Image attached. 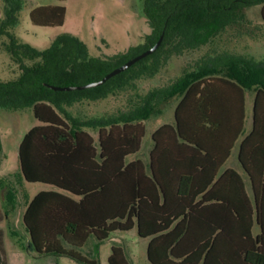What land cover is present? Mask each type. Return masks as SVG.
Returning <instances> with one entry per match:
<instances>
[{
  "label": "trees",
  "instance_id": "trees-1",
  "mask_svg": "<svg viewBox=\"0 0 264 264\" xmlns=\"http://www.w3.org/2000/svg\"><path fill=\"white\" fill-rule=\"evenodd\" d=\"M20 2L12 0L13 6L0 17V40L7 38L1 45L18 69L14 78L0 80V109L30 107L39 121L17 147L20 176L53 187L36 192L22 214L33 250L98 264L97 257L74 249L92 237L99 253V244L112 233L135 228L138 237L149 239L150 264H264V69L226 43L241 35L254 39L260 35L261 26L252 23L246 9L259 5L264 21V0H143L150 32L141 36V43L112 55H91L83 41L66 32L42 49L19 40L13 29ZM29 18L34 25L60 26L65 8L39 5L29 10ZM160 35L161 43L152 53L101 85L80 90L48 86L100 79L151 47ZM202 47L206 49L201 56L175 80L152 87L125 110L80 121L64 109L73 102L125 90L135 79L153 78L170 58ZM220 72L225 75H214ZM246 72L255 79L252 125L239 142L237 157L250 191L235 170L218 175L243 134L246 87L232 75ZM172 101L174 126L163 124L153 132L148 165L137 158L127 160L140 147L143 120ZM232 112L235 131L224 132L222 118L231 123ZM87 127L97 129L96 138ZM224 135L230 142L220 153L215 140ZM168 136L191 152V170L172 165L166 172L159 166L166 163L159 156L165 154L163 140ZM2 235L0 229V246ZM107 262L131 264L116 244H111Z\"/></svg>",
  "mask_w": 264,
  "mask_h": 264
},
{
  "label": "rangeland",
  "instance_id": "rangeland-1",
  "mask_svg": "<svg viewBox=\"0 0 264 264\" xmlns=\"http://www.w3.org/2000/svg\"><path fill=\"white\" fill-rule=\"evenodd\" d=\"M20 1L18 21L13 32L19 40L38 49L47 47L51 39L66 32L83 41L91 55H112L127 50L131 45L141 43V36L150 32L142 11L143 0ZM12 4V0H0V17L4 16L6 9L12 7ZM39 5L64 6L63 24L60 26L34 25L30 21L29 10ZM246 15L252 23L261 26L262 32L255 39L246 35L230 38L226 42L227 47L235 52L249 54L254 62L264 69V21L260 15V6L254 5L247 8ZM6 40L7 38L3 36L0 41ZM220 41H223V37ZM205 49L206 47H202L170 58L165 67L153 78L135 79L125 90L108 94L105 98L73 102L69 106H64V109L70 117L80 121L116 114L137 103L140 95L152 87L170 84L181 75L185 67L192 65ZM17 71L16 64L10 59L0 42V80L14 78ZM246 73L232 76L241 81L248 91H254L255 86L252 83L255 81L254 76L249 72ZM214 75H225V73L220 72ZM85 83L78 82L77 85ZM62 116L66 117L64 114ZM37 124L39 121L34 117L30 107L18 111L0 109V199L5 212V218L1 222L3 235L0 264H80L67 256L40 255L27 241V233L22 224L25 205L39 190L53 188L44 183L25 181L19 174L17 154L19 141L29 128ZM86 130L96 138L97 129L87 127ZM135 157V154L131 155L127 160ZM253 231H257L256 225ZM114 238V242L133 248L134 264H149L145 250L139 252L138 247L133 244L130 233L125 235L116 233ZM109 244L108 240L99 244V251L102 250L96 253L95 239L90 237L81 249L74 250L88 258L97 257L98 264H108L105 254L109 251ZM140 244L142 245L143 241H140ZM126 253L129 254V250L126 249Z\"/></svg>",
  "mask_w": 264,
  "mask_h": 264
},
{
  "label": "crops",
  "instance_id": "crops-1",
  "mask_svg": "<svg viewBox=\"0 0 264 264\" xmlns=\"http://www.w3.org/2000/svg\"><path fill=\"white\" fill-rule=\"evenodd\" d=\"M253 96H254V91H248L246 88L244 89L245 121H244L243 134L238 138V140L235 143H233L227 158L225 159V161L222 163V165L218 169V175L223 173L226 169H233L236 172H238L241 175V177L243 178L244 183H245V187L248 191H250L249 180H248V177H247L246 173L244 172V170H243V168H242V166L238 160L237 153H238V146H239V142H240L241 138L244 135H246L251 129ZM174 103L175 102H173V103L168 102L165 104L164 103L161 104L158 109L154 110L151 115H149L146 119L143 120V123L145 124V134H144L143 138L141 139L140 147H139L137 153L135 154V156H136L135 158L141 160L145 166L148 165L149 152L153 148V145H154V141L152 140L153 132L163 124H170V125L174 126V107H175ZM231 111H233V109ZM237 114H238V112H237ZM232 117L233 118L231 120V123H229L227 121L226 116L225 117L223 116L221 129H223L224 132L230 131V129L232 132L235 131L234 112H232ZM148 129H149V132H148ZM164 141L167 142V146L165 147V150H164L165 154L160 155L159 159L164 160L166 163L164 164V166H161V165H159V166L163 170H165L166 172L171 171L170 166H172V165L174 166V168L176 170H180V169L191 170L193 167V164L191 163V155H190L191 152H189V150H185V148H182L181 146H179V144H177V142L173 139L172 136L171 137L168 136L167 140H163V142ZM229 142H230V138L226 137V135H224V137L217 138L215 140V145L219 146V148H220L219 151L221 153L222 152L221 150H223V148H225ZM138 153H140V154L138 155ZM157 158H158V156H157ZM212 167H213L212 164H211V166H210V164L207 166V169L209 170V172L211 171ZM243 175L245 176V178ZM246 181H247V183H246ZM4 218H5V212L2 209V203H1V199H0V229H2L1 222ZM116 233H120L121 235H125L127 233H130L133 237V239H132L133 244L138 247L139 252L141 253L142 250L144 249L145 253H146V246H147L149 239L138 237L136 235V229L133 228V229H131L129 231H125V232L116 231L110 235V238L107 239L110 244H109V251H107V253L105 254L106 259L110 253L111 244H116V245H120L121 247H123L125 252H126V249L129 250V254L128 253H126V254H127L131 264H134L135 259L133 258V248L114 242V240H115L114 237H115ZM255 233H257V231L254 232V234ZM140 241H143L142 245L140 244ZM101 250L102 249H100L99 252H101ZM146 259H147V257H146ZM148 263H149V261H148Z\"/></svg>",
  "mask_w": 264,
  "mask_h": 264
},
{
  "label": "water",
  "instance_id": "water-1",
  "mask_svg": "<svg viewBox=\"0 0 264 264\" xmlns=\"http://www.w3.org/2000/svg\"><path fill=\"white\" fill-rule=\"evenodd\" d=\"M161 40H162V35L159 36L157 41L151 47L143 50L142 52H140V53L134 55L133 57L129 58L128 60H126L125 62L120 64L119 66L113 68L111 71L107 72L100 79L93 80V81L87 82L85 84H79V85H65V86L48 85V86L52 89H57V90H80V89L91 88V87L101 85L107 79H109L110 77L114 76L115 74L125 70L130 65H132L134 62H136L137 60L143 58L144 56H146L150 53H152L159 46V44L161 43Z\"/></svg>",
  "mask_w": 264,
  "mask_h": 264
}]
</instances>
